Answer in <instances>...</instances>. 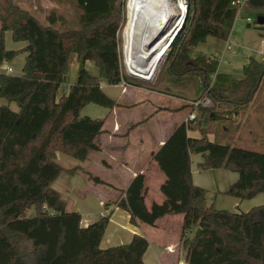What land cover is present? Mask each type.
Instances as JSON below:
<instances>
[{
    "label": "trees",
    "instance_id": "16d2710c",
    "mask_svg": "<svg viewBox=\"0 0 264 264\" xmlns=\"http://www.w3.org/2000/svg\"><path fill=\"white\" fill-rule=\"evenodd\" d=\"M232 1L186 0L185 21L180 35L170 46V55L180 68L193 66L201 78L203 94L210 100L207 108L197 106V115L187 123L189 130H199L202 135L184 140L182 162L187 163L189 154H200L204 160L201 168L236 173L237 180L225 194L244 201L264 195V150L210 142L205 127L217 115L238 113L251 103L264 79V64L249 57L241 76L235 77L219 73L214 59L203 56L191 59L189 55L207 38H228L237 13ZM74 2L80 11L79 29L58 31L55 24L59 19L53 14L41 26L11 0H0V66L25 54L19 76L0 74V100L6 102L0 105V243L8 252L0 264H44L46 252L38 239V223L25 222L31 208L34 213L29 217L36 221H59L55 255L48 264H57L64 258L66 245L73 250L90 240L95 244L90 249L95 257L93 264H143L142 256L148 245L144 238L134 237L128 245L100 252L98 245L107 218L86 229L80 228V216L68 211L66 203L52 188L60 174L82 172L79 168L66 170L58 165L55 162L58 153L84 162L99 150L94 140L106 133V118L94 120L81 117L80 112L88 104L109 110L118 107L102 91L100 82L117 86L127 79L120 72L118 51V33L124 20L122 1ZM247 8L256 18L261 17L262 28L264 0H248ZM32 27L40 56L34 46ZM6 32L10 33L13 43L25 46L21 50L6 49ZM71 56L78 65L76 78L67 94H62L57 102L53 97L43 112L52 92L60 93ZM87 61L94 63L98 77L87 76L84 68ZM11 103L16 111L10 109ZM82 173L94 184H104L88 172ZM182 195L181 203L171 201L167 208L144 214L138 195L131 190L125 192L126 200L133 205H128L132 217L141 223L153 226L165 215L182 216L179 239L185 249L186 264H264V204L248 212L217 210L206 206V190L192 184H188ZM119 201L118 206L122 200ZM72 220L73 225L68 228L67 221ZM23 222L33 226L21 233L10 229L11 225ZM24 245L31 248L26 250Z\"/></svg>",
    "mask_w": 264,
    "mask_h": 264
},
{
    "label": "crops",
    "instance_id": "0c3cea01",
    "mask_svg": "<svg viewBox=\"0 0 264 264\" xmlns=\"http://www.w3.org/2000/svg\"><path fill=\"white\" fill-rule=\"evenodd\" d=\"M262 40L264 38L260 40V44ZM11 41L10 33L6 32L4 34L6 49L21 50L25 46L24 43H16L14 45ZM221 42L223 49V41ZM221 52L218 54L220 60L223 58ZM19 56L21 57L20 62H18L20 71L17 73V76L21 74L25 54L16 56L13 61L19 59ZM253 58L264 64V55H261L260 51L259 57ZM213 59L215 60V56H213ZM13 61L9 63L13 65ZM6 63L8 64V62ZM5 68H10V73L13 72L12 66L2 64L0 66V74H6ZM2 104H6V102H0V105ZM9 107L12 109L10 104ZM247 109L248 114L246 115L245 122L250 118L254 120L253 128L248 130L247 136L242 137V132L234 128V122L239 117L238 114L227 113L217 115L214 118L211 125H214V128H211L210 132L208 131L209 133L206 135L207 140L210 142L217 141L221 144L227 143L231 147L236 146L252 151H263L264 79ZM12 110L16 111V109ZM158 112L153 109V113L146 118L144 117L139 120L131 119L125 121L124 124L120 122L119 117L115 118V114L116 116L118 115L116 112L113 113V118L106 116L105 122H109L107 127L104 124L106 133L97 136L94 140L99 149L97 151L99 154L97 152L90 154L86 161L80 162L78 166L72 168L61 166L66 170L79 168L80 171L88 172L91 176L97 177L104 184H94L82 172L73 175L62 173L53 182L52 188L54 183H58L59 188L67 192L69 196L78 189L76 187V176H80L86 180V182L80 180L82 186L79 189L81 193L80 197L83 198L81 201L83 212L74 211L71 207L70 209L67 207V210L79 214V226L82 229L92 226L101 218H108L98 245L100 252L111 250L110 248L112 247L118 248L128 245L134 237H141L148 244L142 256L143 264H186L185 249L180 244L179 239L182 216L165 215L156 220L153 226L141 223L134 216L132 217L131 211L130 213L123 211L116 204L119 200H126V191H134L141 200L143 198L147 201L152 200L156 205L162 204L160 208H167L170 206L171 201L177 200V202L175 201L176 204L181 203L183 201V190L187 188L188 184H192L206 190L207 207L213 206L217 210L229 212H248L253 207L263 205L264 195L260 194L250 200L244 201L226 195L225 192L237 180L238 175L224 169L201 168L200 165L204 160L200 154H189L187 156V163H183L180 154L184 140L186 138H200L202 134L199 130H189L187 124L184 123L186 117H183L180 112L171 114V117L168 119L170 120L169 125L155 128L148 127V122L153 121ZM161 112L164 113V111ZM128 135L130 138H133L134 149L131 152V157L128 158L126 156L125 147H118L115 154L118 156L119 161L115 167L101 158L105 139L115 142V139H121ZM238 141H242L243 144L238 145ZM96 153L97 159L94 158L93 160ZM159 155H162L163 159L159 160ZM171 159L172 162H170ZM94 169L98 173H102L106 169L107 171H113L120 184H110L100 175L94 173L92 171ZM61 175L66 176L62 180H59L61 179ZM122 186H126V188H122ZM54 190L59 193L62 199L60 191ZM94 192L96 198L91 195ZM112 192H116V195H112ZM78 210H80V207H78ZM173 226H176L178 231L175 236L171 237L169 229Z\"/></svg>",
    "mask_w": 264,
    "mask_h": 264
},
{
    "label": "rangeland",
    "instance_id": "374dc122",
    "mask_svg": "<svg viewBox=\"0 0 264 264\" xmlns=\"http://www.w3.org/2000/svg\"><path fill=\"white\" fill-rule=\"evenodd\" d=\"M12 3L18 5L21 9L28 11L29 15L41 26H45L47 24L46 18L53 14L57 20L55 24V28L58 31L64 30H77L79 29V14L80 11L75 5L74 0H11ZM124 9V20L121 26V29L118 33V51L120 56V72L123 76H126V81L121 83L117 86H109L105 82H100L99 86L102 91L112 100L116 101L118 107L114 108L113 110H109L107 108L100 107L94 104H88L85 106L82 111L80 112L81 117H88L94 120H102L106 116H110L113 118V113L116 112L118 115L115 118L119 117L121 123L124 124L125 121L131 119H142L149 116L153 113V109L155 111H159L157 116L153 121H149L147 126L148 127H162L169 125L168 120L171 117V114L178 113L183 117H186L185 124L187 118L190 115H197V110L195 103L198 102L200 99L204 98L205 95L203 94V89L201 87V78L198 77L196 71H194L193 66H187L180 68L174 60H171L170 55V46L174 43L175 39L180 35V31L182 30L183 24L185 19L182 18L185 16L186 13L181 15L180 24L176 28V19L179 18V8L177 6V0H169L170 3L174 6V19L169 23L168 27L166 28L164 36H168L164 39L162 45H167V52L163 55L160 59L156 70L153 76L147 80L142 78H138L132 75L130 72H127V68L124 64L123 59V39H122V32L126 26L127 22V8L125 1L121 0ZM152 0H142L138 11L139 10H146L151 5ZM136 11V12H138ZM176 15V16H175ZM177 17V18H176ZM249 17L252 20H255V14L250 11H244L243 14L236 17L233 27H232V38L231 42L236 46L232 47L230 51H227L223 58L220 60V56H218L219 52L222 50V42L223 40H217L214 38H208L206 42H203L196 46L193 50L189 52L191 59H196L197 57L203 56L205 58L213 59L215 56V60L218 62V72L231 74L235 77L241 76L242 67L245 65V62L248 57H259V51L261 49L260 40L264 38V26L261 28L253 23L247 25L244 18ZM136 19H133L132 26H134V22ZM32 34H33V42L36 49V53L40 56L39 45L37 40L34 28L32 27ZM163 36V38H164ZM9 37V34H8ZM172 39V42L168 48L169 39ZM12 42V41H11ZM12 44L16 45V43ZM164 50V49H163ZM235 52V54H233ZM19 59H15L12 65L11 63H3V65H9L13 67V72L7 75L17 76L19 73L20 65L18 66ZM11 61V62H12ZM78 65L74 61V57L71 56L68 69L66 73L65 83L60 87V93L55 90L52 92V96L48 99L46 104L43 107V112H45L48 107L50 106V102H52V98L54 97V101L57 102L58 98L63 94V90H67L68 87L74 82L76 78ZM85 70L87 71L88 77H98V71L95 67L93 62L87 61L84 65ZM263 90V89H262ZM0 102L5 103L4 100H0ZM134 102V104H132ZM131 104V105H129ZM12 109H16L14 104H10ZM248 106L240 111H238V119L234 122L235 130L242 132V137L248 133V130H251L254 124L253 119H248L246 122V115L248 114ZM161 111H164L161 112ZM111 118V119H112ZM116 122V120H115ZM108 121L105 122V127L108 126ZM212 122L208 124L205 128L210 132L211 128H214ZM111 128V127H110ZM247 136V135H246ZM238 145H242V141L237 142ZM104 150L102 151L101 158L108 163H110L113 167L118 164V156H116L115 152L118 147H125L126 148V156L129 158L131 157V152L134 149L133 147V138L126 136L121 139H115V142L104 141ZM244 147V146H241ZM264 147V145H263ZM98 153V152H97ZM97 153L95 154L94 158L97 159ZM99 154V153H98ZM158 159H163L162 155L158 156ZM55 162L64 167V168H72L74 166H78L80 164L79 161L65 156L63 154H57ZM172 162V159L170 160ZM104 168V167H103ZM94 173L100 175L104 180L108 181L110 184L119 185L120 182L116 179L113 171L107 169L102 172L98 173L97 171ZM66 175H61V179L65 178ZM76 187L78 189L75 190V193L68 196L67 192L62 191L58 183H54L53 188L60 191L62 195V199L66 202L67 207L70 209H74V211H82L81 201L83 198L80 197L81 193L79 189L81 182L80 180H84L80 176H76ZM59 182V181H58ZM92 183V182H91ZM84 187V186H83ZM103 187V186H101ZM126 188V186H124ZM122 186V188H124ZM108 188V187H105ZM111 190V189H110ZM112 191V190H111ZM116 195V192H112V195ZM94 198L95 192L91 194ZM133 200V199H132ZM130 201V200H129ZM128 200L123 199L118 206L119 209L130 213V208L128 205L133 206ZM143 207L142 210L145 213L154 214V212H158L161 205H156L152 202V200H146L143 198ZM134 204V203H133ZM80 207V210H78ZM138 207V206H137ZM67 208V209H68ZM34 210L31 208L28 211V215L26 217L25 222H37V229H39L38 239L40 244L44 248L46 255H45V262L44 264H48L49 261L54 257L56 251V245L58 241L59 235V221L57 219H43L41 221H36L32 219ZM78 214V213H77ZM79 215V214H78ZM107 218V217H104ZM102 219V218H101ZM75 220V219H74ZM108 221V218H107ZM25 222L22 224L15 223L10 226L11 230H14L18 233H21L23 230L27 229L28 227L33 226V224L26 225ZM97 223V222H96ZM64 224V223H63ZM68 228L69 225H73L72 221H67ZM90 227V226H89ZM88 228V227H87ZM86 229V228H85ZM171 237L175 236L177 233V227L173 226L170 229ZM73 232V230H72ZM71 232V234H72ZM181 244V241H180ZM92 245H95L91 240L87 243L76 245L75 249H71L69 245H66L64 248L65 256L64 258L59 261L57 264H80L78 261L87 262L86 264H93L95 259L94 255L91 253L90 249ZM26 250H29L31 247L24 245ZM112 247L110 249H113ZM72 250V251H71ZM72 252V253H71ZM8 255L7 249L5 245L0 243V261L1 259H6ZM91 262V263H90Z\"/></svg>",
    "mask_w": 264,
    "mask_h": 264
},
{
    "label": "bare ground",
    "instance_id": "6f19581e",
    "mask_svg": "<svg viewBox=\"0 0 264 264\" xmlns=\"http://www.w3.org/2000/svg\"><path fill=\"white\" fill-rule=\"evenodd\" d=\"M141 2L128 1L127 22L122 32L123 59L127 72L147 80L153 76L160 59L168 50L167 45H162L168 36L162 39L160 36L174 19L175 11L169 0H152L148 9L138 11ZM176 7L183 8L182 0H177ZM178 17L176 28L180 24L181 15ZM133 19H136L134 26Z\"/></svg>",
    "mask_w": 264,
    "mask_h": 264
},
{
    "label": "built area",
    "instance_id": "2783aa9c",
    "mask_svg": "<svg viewBox=\"0 0 264 264\" xmlns=\"http://www.w3.org/2000/svg\"><path fill=\"white\" fill-rule=\"evenodd\" d=\"M128 1L129 0L125 1L126 8L128 6ZM247 2H248V0H234V1H232L231 5L234 6L237 10L236 17H238L239 15L241 16L243 14V12L248 9L247 8ZM182 4H183V8L178 7L179 11H180V13H179L180 15L185 14L187 12V8H188L186 0H182ZM236 17H235V19H236ZM244 20H245L247 25H250L251 23H253V24L259 26L256 22L257 18L255 20H252L249 17H245ZM231 38H232V31H231L230 35L228 36V38L226 40H223V49L221 52V56H223L227 51H230L232 47L236 46L235 44H233L231 42ZM260 54L264 55V40L261 41ZM10 72H11L10 68H5L6 74H8ZM67 92H68V90H63V94H67ZM195 106L196 107L201 106V107L207 108L210 106V100L207 97H204V98L200 99L198 102H196ZM194 118H195L194 115H190L187 118L186 122L192 121Z\"/></svg>",
    "mask_w": 264,
    "mask_h": 264
},
{
    "label": "water",
    "instance_id": "95a60500",
    "mask_svg": "<svg viewBox=\"0 0 264 264\" xmlns=\"http://www.w3.org/2000/svg\"><path fill=\"white\" fill-rule=\"evenodd\" d=\"M182 19L184 20V19H185V16H184ZM260 19H261V17H258V18H257V21H256V22H257L258 25L262 24L261 21H260ZM165 31H166V29H164V31L161 32V36H160L161 39L163 38V36H164V34H165ZM173 38H174V37H173ZM173 38L171 37V38L169 39L168 46H170V44H171ZM161 39H160V40H161Z\"/></svg>",
    "mask_w": 264,
    "mask_h": 264
}]
</instances>
